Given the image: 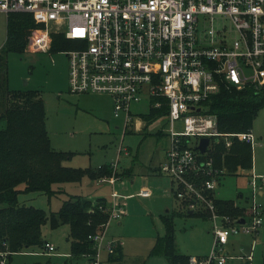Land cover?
I'll list each match as a JSON object with an SVG mask.
<instances>
[{"label": "built area", "instance_id": "obj_1", "mask_svg": "<svg viewBox=\"0 0 264 264\" xmlns=\"http://www.w3.org/2000/svg\"><path fill=\"white\" fill-rule=\"evenodd\" d=\"M0 12L32 15L34 50L51 52L57 34L69 41L72 48L58 51L69 59L70 91L108 95L114 115L124 120L123 136L129 127L141 130L165 118L160 133L166 132L169 144L160 170L190 211H208L214 238L210 253L190 256L189 264H235L237 259L251 264L255 241L238 255L226 251V244L259 231L263 218L260 211L251 221L219 213L213 195L226 170L215 168L208 154L216 142L230 147L238 137L253 145L256 137L251 130L221 131L203 102L223 81L238 88L264 87V0H0ZM145 95L148 112L133 116L131 105ZM152 109L162 111L148 123L145 115ZM202 137L210 138L205 152L199 149ZM118 162L111 163L115 170ZM104 178L113 185L117 181L115 175ZM251 182L255 186V179ZM150 193L146 187L139 192ZM112 196L110 219L125 213L121 195L114 190ZM89 237L97 252L84 256L82 264H101V248L123 244L106 240V228ZM47 248L55 250L52 244Z\"/></svg>", "mask_w": 264, "mask_h": 264}, {"label": "rangeland", "instance_id": "obj_2", "mask_svg": "<svg viewBox=\"0 0 264 264\" xmlns=\"http://www.w3.org/2000/svg\"><path fill=\"white\" fill-rule=\"evenodd\" d=\"M7 19V14L0 12V48L6 40ZM64 48H72V45ZM7 69L11 89L41 90L51 145L72 153L64 160L65 165L95 169L119 158L118 173L129 167H134L132 172L135 169L132 178L118 174L115 189L109 181L102 180L104 176L92 179L84 175L79 181L54 183L52 188L56 192L52 195L40 191L22 192L19 195L21 203L51 213L58 211L72 195L93 199L105 197L111 204L114 202L112 193L117 191L122 197L119 200L125 202V213L108 220L106 240H123L124 255L121 260H110L107 248L103 247L99 254L101 264H169L163 253V243L158 242L165 234V215L173 218L175 243L180 253L190 256L210 253L214 238L210 221L203 214L204 209L190 212L187 202L173 195L169 176L147 173L150 167L158 164L161 153L169 144L166 132L160 133L161 129H166L164 117L153 119L148 127L141 130L129 127L123 136L124 120L114 115L108 95L70 91L69 59L64 52L37 51L28 44V50L23 53H8ZM148 102V95L134 102L131 105L133 116L147 113ZM251 131L256 137L252 145L253 169L225 174L216 191L218 197L235 200L236 204L245 207L249 221L256 211H264V107L258 112ZM120 146L126 149L119 152ZM252 179H255V186ZM144 187L151 189L150 196L139 194ZM69 231L68 224L52 227L48 220L42 226V236L47 240L46 247L52 244L55 250L39 248L38 252H17L7 260V264H33L36 261L82 264L83 258H74L70 254ZM253 241L251 264H264V213L259 231L234 236L226 244V251L232 255L241 254L248 251ZM0 264H6L3 255H0ZM235 264H242V261L237 259Z\"/></svg>", "mask_w": 264, "mask_h": 264}, {"label": "trees", "instance_id": "obj_3", "mask_svg": "<svg viewBox=\"0 0 264 264\" xmlns=\"http://www.w3.org/2000/svg\"><path fill=\"white\" fill-rule=\"evenodd\" d=\"M35 26L30 13H10L6 40L0 48V255L4 253L6 264L17 252L47 249L42 226L48 220L52 227L61 223L69 225L68 240L72 257H91L97 251L89 235L106 228L110 219V204L105 197L93 199L72 195L58 211L47 213L43 208L21 203L20 193L40 191L52 195L56 192L52 188L54 183L79 181L84 175L95 179L129 173L127 169L118 173L111 164H102L95 169L65 165L64 160L72 153L51 145L41 90L10 88L7 55L9 52L23 53L28 50L29 35ZM69 44L64 36L57 34L51 51H58ZM203 107L217 116L221 131H248L264 107V87L245 85L238 88L223 81L219 92L205 100ZM161 111L152 109L150 114L145 115L147 122ZM208 157H212L215 168L226 170L223 176L253 169L252 145L238 137L234 138L230 147L223 141L216 142ZM213 199L219 213L247 217L245 207L236 204L235 200L216 196ZM263 213L260 212L262 218ZM203 214L209 217L206 209ZM163 220L165 234L158 242L163 243L165 258L169 264H189L190 255L182 254L176 248L173 218L165 215ZM108 255L110 260H121L124 255L122 245H115ZM33 264L46 263L36 261Z\"/></svg>", "mask_w": 264, "mask_h": 264}, {"label": "crops", "instance_id": "obj_4", "mask_svg": "<svg viewBox=\"0 0 264 264\" xmlns=\"http://www.w3.org/2000/svg\"><path fill=\"white\" fill-rule=\"evenodd\" d=\"M104 95V94H103ZM111 104H112V101H111ZM112 110H113V105H112ZM148 127V126H147ZM167 150V149H166ZM166 150L165 151H163L162 153H161V156H160V158H159V160H158V164L155 166V167H150L148 170H147V173H149V174H164V173H162L161 172V170H160V163L165 159V154H166ZM133 168L134 167H129V168H125L124 170H129L128 172L129 173H127V175H129V177L130 178H132L133 176H132V174H134L135 173V169H134V172H132V170H133ZM119 169V168H118ZM156 169V170H155ZM123 176V175H122ZM221 183V182H220ZM220 183H219V185H218V187L220 186ZM113 185V184H112ZM115 186H116V182H115V184L113 185V189H115ZM172 186H173V184H172ZM218 187L215 189V196L216 197H218L217 195H216V191H217V189H218ZM146 188H148V187H146ZM150 191H151V189L150 188H148ZM260 193H262V191L260 190L259 191ZM173 195H174V193H173ZM143 196V195H142ZM145 196H150V195H145ZM190 212H192V211H190ZM122 248H123V244H122Z\"/></svg>", "mask_w": 264, "mask_h": 264}, {"label": "water", "instance_id": "obj_5", "mask_svg": "<svg viewBox=\"0 0 264 264\" xmlns=\"http://www.w3.org/2000/svg\"><path fill=\"white\" fill-rule=\"evenodd\" d=\"M209 142H210V138L209 137H202L201 138L200 144H199V149L201 150V152H205L206 151ZM239 222L244 223L245 222V218L239 219Z\"/></svg>", "mask_w": 264, "mask_h": 264}]
</instances>
